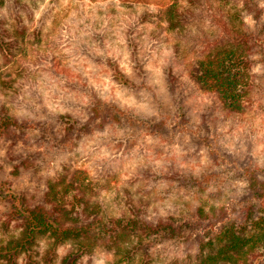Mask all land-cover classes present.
Here are the masks:
<instances>
[{
    "label": "rangeland",
    "instance_id": "1",
    "mask_svg": "<svg viewBox=\"0 0 264 264\" xmlns=\"http://www.w3.org/2000/svg\"><path fill=\"white\" fill-rule=\"evenodd\" d=\"M172 2L44 0L34 20L26 22L18 55L0 79V99L6 106L41 126L28 132L20 141L19 150L25 156L31 152H41L42 156L34 154L31 168H21L16 175L12 172L17 163H8V150L1 148L0 184L13 181V188L34 202L42 199L43 177L55 176L66 168L75 169L83 172L81 178L86 180L92 197L114 214L127 210L129 204H148L152 212L158 208L167 213L178 212L186 205L190 209L196 203L212 202L208 194L200 196L167 181H157L156 174L178 171L205 175L211 191L233 186L242 190L246 183L236 180L234 174L232 177L230 169L264 166V96L256 88L255 102L244 114L226 117L218 97L203 92L190 79L192 54L185 48L181 56L175 53L176 40L160 15ZM261 2L264 8V0ZM144 13L149 20L140 24L138 20ZM136 24L147 77L139 90H128L117 84L110 70L93 56H113L127 73L133 74L125 32ZM167 66H173L180 77L177 97H184L180 113L167 89ZM253 72L258 75L255 82L260 84L264 69L256 67ZM95 96L145 119L159 121L163 116L165 128L156 133L153 129L110 126L63 145L55 116L72 113L86 119L85 108L95 101ZM182 116L188 122L185 125ZM203 136L211 138L212 149L230 156L222 166H215ZM6 192V187L0 185V194L5 196ZM9 208L6 200L0 201V239L16 233L14 222L7 217ZM68 249L69 246L59 250L54 264L60 263ZM157 250L163 264L186 253L184 246L172 243ZM45 252L46 245L42 243L34 256L38 264H49L44 260ZM78 264H115V256L97 249L80 257Z\"/></svg>",
    "mask_w": 264,
    "mask_h": 264
},
{
    "label": "trees",
    "instance_id": "2",
    "mask_svg": "<svg viewBox=\"0 0 264 264\" xmlns=\"http://www.w3.org/2000/svg\"><path fill=\"white\" fill-rule=\"evenodd\" d=\"M43 2L0 0V79L18 55L26 22L34 20ZM160 15L176 40V55L181 56L185 48L193 56L190 79L203 92L218 97L227 118L245 113L255 102L256 88L264 96V75L258 84L254 80L258 75L253 72L256 67L264 69L261 0H173ZM148 20L144 13L138 22L145 24ZM138 25L129 26L125 32L133 74L127 73L113 56H93L110 70L117 84L128 90H139L147 77ZM164 72L168 92L180 113L184 109V97H177L180 77L173 66H167ZM85 110L86 119L72 113L55 116L63 145L110 126L162 133L166 123L163 116L159 121L145 119L97 96ZM182 119L183 125L188 123L184 116ZM39 127L40 123L13 112L0 99V149L7 148L8 163H17L13 174H20L21 168H31L34 154L42 156L41 152L25 156L18 148L28 132ZM205 128L210 130L207 125ZM201 139L210 148L215 166H222L230 156L212 149L209 136ZM230 173L246 183L242 190L233 186L211 191L205 175L178 171L156 174L157 181H167L200 196L208 194L212 200L167 213L158 208L152 212L148 204H129L127 210L114 214L92 197L86 180L81 178L83 172L75 169L66 168L55 176L43 177L42 199L34 202L16 191L13 181H1L7 192L5 196L0 194V201L9 203L7 217L14 222L16 233L0 239V264H20L22 260L25 264H38L34 256L42 243L46 245L44 260L49 264H54L59 250L68 246L70 249L59 264H78L80 257L97 249L113 254L115 264H163L157 249L168 243L186 249L170 264H264V166H238L231 168Z\"/></svg>",
    "mask_w": 264,
    "mask_h": 264
}]
</instances>
